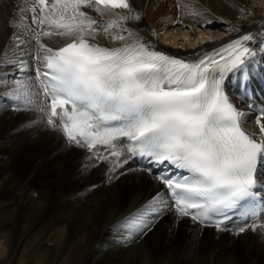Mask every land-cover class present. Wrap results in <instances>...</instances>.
Here are the masks:
<instances>
[{"label":"bare ground","instance_id":"1","mask_svg":"<svg viewBox=\"0 0 264 264\" xmlns=\"http://www.w3.org/2000/svg\"><path fill=\"white\" fill-rule=\"evenodd\" d=\"M52 2L49 0L48 5ZM130 3L141 19L120 24L138 33L132 37L121 32L120 27L111 28V34L103 31L107 20L118 17L101 16L94 8L82 9L97 21L95 43L119 47L139 39L149 48L192 61L224 42L254 35L256 43H247L258 52L256 62L248 63L243 88L244 74L238 70L231 73L227 95L245 113L247 132L259 135L255 120L264 108V53L259 52L264 36L257 33L264 28V0ZM34 5L42 16L34 0H0V79L8 81L7 86L0 84V264L15 254V264L30 258L33 264H264L261 229L254 232L247 228L237 234L239 227L250 223L234 220L218 231L215 226H202L189 217L177 221L173 210L144 233L129 236L126 227H117L163 190V185L145 170L154 168L149 162L131 158L110 172V163L94 158L97 151L109 155L106 149L89 151L69 144L61 131L47 125L43 113L15 110L16 102L6 93L15 87V79L35 75L32 29H41L31 21L30 9ZM21 8L26 11L22 13ZM26 18L30 21L28 27L13 26L26 24ZM47 30L55 32L46 23L43 31ZM117 34L125 35L126 40H114ZM41 42L58 49L67 38L41 36ZM20 59L28 62L27 74L9 63ZM12 170L21 172L18 180ZM99 173H103L105 184L89 190ZM257 180L256 191L264 195V163L258 167ZM255 223H264V213ZM137 239L144 247L138 246Z\"/></svg>","mask_w":264,"mask_h":264},{"label":"snow or ice","instance_id":"2","mask_svg":"<svg viewBox=\"0 0 264 264\" xmlns=\"http://www.w3.org/2000/svg\"><path fill=\"white\" fill-rule=\"evenodd\" d=\"M36 4L44 14L38 15L35 5L30 9L32 23L41 29H32L35 75L15 79V87L6 93L16 102L15 110L43 113L47 125L61 131L69 144L89 151L105 147L109 155L97 151L94 158L110 163V172L134 157L161 169L153 178L163 190L117 227H126L129 236L144 233L174 210L177 221L189 217L223 231L229 213L241 202L249 206L247 215L259 218V211H264V202L257 205L256 200L257 170L264 163V108L255 120L259 135L247 132L241 126L245 113L230 102L224 89L226 75L233 70L244 74L241 87L245 86L247 65L258 55L247 43H256L253 34L185 61L139 39L119 47L94 42L97 21L82 9L118 17L105 22V33L120 27L128 37L138 36L120 24L141 19L130 0H53L51 5L36 0ZM45 23L55 32L43 31ZM53 35L66 37L67 42L58 49L41 42V36ZM257 35L264 36V28ZM113 39L126 37L117 34ZM259 52L264 53V39ZM9 63L21 74L30 71L26 60ZM0 84L7 86L8 81L0 79ZM247 228L254 232L260 228L264 235V223L241 226L237 234Z\"/></svg>","mask_w":264,"mask_h":264},{"label":"rangeland","instance_id":"3","mask_svg":"<svg viewBox=\"0 0 264 264\" xmlns=\"http://www.w3.org/2000/svg\"><path fill=\"white\" fill-rule=\"evenodd\" d=\"M25 11H26V9H25ZM24 11V12H25ZM23 13V12H22ZM26 24H29L30 25V21H29V18L27 19L26 18ZM34 26H35V24H34ZM36 27H37V25H36ZM35 28V27H34ZM48 31V30H47ZM58 37H60V36H58ZM31 39H32V41H33V36L31 37ZM34 43H36L35 42V39H34ZM13 171V170H12ZM11 171V172H12ZM13 173V174H12ZM11 174L12 175H14L15 176V178L18 180L19 179V175L21 174V172H20V174H19V171L17 172V171H13ZM102 174L103 173H99L98 175H97V181H96V179H95V182H96V184L95 185H92V187L89 189V190H94V189H98L97 187H99L100 185H103V184H105V182L103 181V179H102ZM104 178V177H103ZM94 182V183H95ZM96 186V187H95ZM180 232V231H179ZM179 232H177L176 233V235H178L179 234ZM238 238V237H237ZM239 239V238H238ZM138 241H137V244H138V246H143L144 247V245L142 244V241H140L141 239H137ZM141 242V243H140ZM6 259H7V261L5 260V264H15V262H16V259H18V257H17V255L15 254V255H9V257L7 256L6 257ZM32 259L30 258V259H27V260H25L23 263H21V262H19L18 264H24L25 262V264H33V262L31 261ZM146 264H150L149 263V261H147L146 262Z\"/></svg>","mask_w":264,"mask_h":264}]
</instances>
